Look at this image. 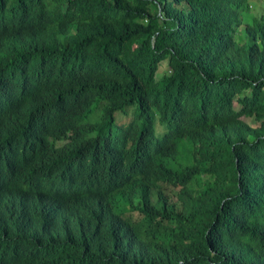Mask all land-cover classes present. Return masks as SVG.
Returning <instances> with one entry per match:
<instances>
[{"label": "trees", "instance_id": "obj_1", "mask_svg": "<svg viewBox=\"0 0 264 264\" xmlns=\"http://www.w3.org/2000/svg\"><path fill=\"white\" fill-rule=\"evenodd\" d=\"M263 11L0 0V264H264Z\"/></svg>", "mask_w": 264, "mask_h": 264}, {"label": "clouds", "instance_id": "obj_2", "mask_svg": "<svg viewBox=\"0 0 264 264\" xmlns=\"http://www.w3.org/2000/svg\"><path fill=\"white\" fill-rule=\"evenodd\" d=\"M55 140V143H57L59 146L68 144L70 142V133H68L67 137L62 138V139H56L53 137L48 138V142Z\"/></svg>", "mask_w": 264, "mask_h": 264}, {"label": "rangeland", "instance_id": "obj_3", "mask_svg": "<svg viewBox=\"0 0 264 264\" xmlns=\"http://www.w3.org/2000/svg\"><path fill=\"white\" fill-rule=\"evenodd\" d=\"M262 8V6L260 7V9ZM264 12V11H263ZM258 13V12H257ZM166 63V62H165ZM165 68H164V66H161V68H160V71L158 72V74H157V79H161V77H162V75L165 73V70H164ZM124 122V120H122V121H120V123H123ZM249 124H251V125H253L254 124V121L253 120H249ZM162 133V132H161ZM158 134H160L159 132H158ZM159 137V136H158Z\"/></svg>", "mask_w": 264, "mask_h": 264}]
</instances>
